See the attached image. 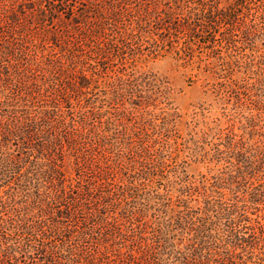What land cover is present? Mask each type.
<instances>
[{
	"label": "rangeland",
	"instance_id": "rangeland-1",
	"mask_svg": "<svg viewBox=\"0 0 264 264\" xmlns=\"http://www.w3.org/2000/svg\"><path fill=\"white\" fill-rule=\"evenodd\" d=\"M46 1L0 0V42L16 59L32 61L33 77L47 89L49 62L56 58L74 78L82 73L90 80L77 105L71 103L88 117L86 141L114 175L115 193L121 195V186L124 195L115 212L120 255L104 253L107 264H125L121 255L130 248L135 258L157 253L147 264H162L171 252L164 250L166 241L185 256L195 243L197 264L205 251L202 235L194 240L196 229L204 231L212 221L221 236L218 247L230 223L225 251L232 256L231 222L244 213L258 238L259 259L252 262L264 264V0H90L92 9L109 17L102 23L113 24L104 25L98 46L79 41L85 53L94 49L90 59L78 58L70 25L60 24L63 33L52 39L49 18L40 25L35 13L20 14L22 8L47 9ZM14 14L10 24L6 16ZM5 92L1 84L0 102ZM63 147L62 171L74 178V158L65 142ZM22 151L19 140L0 138V264H96L94 241L79 238L81 219L65 218L60 204L39 212L35 192L42 195L49 185L36 179L37 170L5 163L21 161ZM36 182L43 184L38 191ZM39 221L42 227L28 230ZM56 226L62 231L53 232Z\"/></svg>",
	"mask_w": 264,
	"mask_h": 264
},
{
	"label": "trees",
	"instance_id": "trees-1",
	"mask_svg": "<svg viewBox=\"0 0 264 264\" xmlns=\"http://www.w3.org/2000/svg\"><path fill=\"white\" fill-rule=\"evenodd\" d=\"M89 2L90 0H47V9L39 8L37 11L30 7L26 11L22 8L20 14L35 13V19L40 25L46 21V18H49L47 21L49 26H51L49 29L52 31V39L59 38V34L63 33L59 28V25L63 24V27L66 25L71 26L72 31L76 35V46L79 41L81 46L85 39L96 44L97 37L104 33V25L109 27L113 26V24H103L109 21V17L107 18L102 12L92 9L91 7L93 6ZM6 17L10 24L17 18L16 14ZM2 22L0 18V37L4 34L1 31ZM57 22L59 23L57 24ZM4 23H6L5 19ZM45 26L48 27V25L43 27ZM50 30L46 32L48 33ZM1 38H4V36ZM98 44L96 45L98 46ZM96 48L101 51V48ZM93 50L90 49L85 53L81 47L77 46L74 51L79 53L78 58L83 54L90 59ZM16 58L18 57L8 53L7 47L0 42V85L2 84L4 92L6 91L3 95V100L0 102V107H3V111H5V114H0V138L3 141H9L10 139L19 140L21 148L24 149L22 151L24 157L21 158V161L18 159L14 161L7 159L5 163L11 162L10 164L13 163L18 167V163L22 162L29 166L28 170H37L36 175L38 177L36 179H42L43 182L49 185V188H45L46 190L42 195L35 192L36 197L39 198L37 202L39 203L37 205L39 206V212L45 213L47 209L49 212L52 206L57 204L65 206L64 210L60 211L61 214L65 215V218L72 219L73 223H76L77 219H81L79 238L84 243L94 241L90 244V250L96 255L99 254L96 264H103L104 260L107 264L109 259L105 254L108 253L111 256L120 255V247L118 245H120L119 241L122 240L123 235L118 225L119 218L116 217L115 212L118 206L116 201L124 198V195H122L123 189L121 186L118 187L121 190V195L117 194L119 191H115L116 185L111 183L114 175L108 172L109 167L107 165H99L97 157L91 151L92 144H88L86 141L87 135H90L89 132L87 135L84 133L89 127L88 117L76 111L71 103L72 99L77 100L75 104L77 105V102H79L78 98L83 94L82 89L89 86L90 80L82 73H79L74 78L75 73L72 74L71 70L69 71L71 74L68 73L61 59L56 58L49 62V74L53 71L52 82L49 81L52 87L47 89L48 86L45 88L44 84H38L37 79L33 77L32 69L29 68V62L32 61L26 58ZM34 58L35 55L33 56V62H35ZM55 86L59 88H54ZM63 142L66 144L68 154L74 158V178L66 176L62 171ZM96 145H98L97 142ZM89 167L96 169L97 176L89 175L92 171ZM17 171L19 170L17 169ZM95 178H97L95 181L97 184H92L91 180ZM28 180H26L27 183L31 182ZM36 184L37 182L32 188H36V191H38V188L43 184ZM93 190L96 192L95 195ZM118 196L120 197L118 198ZM85 202H88V204ZM125 202H127L126 197ZM90 205H93V208ZM221 210L224 212V209L220 207ZM109 213L111 214L109 215ZM54 214L58 215L59 213L56 212ZM41 223L39 221L35 222V226L27 225L28 230L42 227ZM231 225L234 228L233 230H235L236 236L235 243L232 245L234 248L232 251L234 255L232 256L230 251H225V247L230 245V223L228 226L226 225V230L224 235H222L226 239L222 245L224 249H222L221 245L218 247L221 242L220 233L214 234L217 222L212 221L204 231L199 228L196 229L194 240H197L202 235L199 243L201 246L200 250L205 251L204 255L200 253V261L197 264H254L252 262L253 258L259 259V253L254 255V250H256L258 244L256 229L251 225V220L248 219L246 213L240 215L239 220L231 222ZM61 229V227L56 226L52 231L61 232ZM140 240L142 241L143 239L140 238ZM189 241L193 240L190 239ZM166 243L164 250L169 248L171 252L169 251L170 254L169 252L164 253V256L167 255V259L162 261V264H168V260H172L170 264H175L177 261H179V264H194V252L195 256L197 255L194 249L195 243L192 242L190 246V250L193 251V253H189L191 257L176 251V247L173 246L172 242L166 241ZM155 249L157 250L158 247ZM237 249H240L242 253L247 251L248 256L246 259H243L240 256L241 254L235 253ZM146 252L135 258L133 249L130 248L125 255L122 254L121 256H124L125 264H139L138 260L142 264H147L151 261L149 259L156 258L157 253L154 256H150L151 253L148 252L146 254ZM168 256L172 258H168ZM146 259L149 261L147 262ZM155 260H153L154 263ZM49 262L52 263L51 260ZM92 262L89 261L88 263L93 264ZM110 263L112 262L110 261Z\"/></svg>",
	"mask_w": 264,
	"mask_h": 264
}]
</instances>
